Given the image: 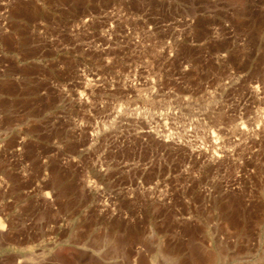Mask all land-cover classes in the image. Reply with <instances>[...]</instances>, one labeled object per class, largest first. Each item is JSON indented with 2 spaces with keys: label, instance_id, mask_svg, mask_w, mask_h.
<instances>
[{
  "label": "rangeland",
  "instance_id": "rangeland-1",
  "mask_svg": "<svg viewBox=\"0 0 264 264\" xmlns=\"http://www.w3.org/2000/svg\"><path fill=\"white\" fill-rule=\"evenodd\" d=\"M0 264H264V0H0Z\"/></svg>",
  "mask_w": 264,
  "mask_h": 264
}]
</instances>
